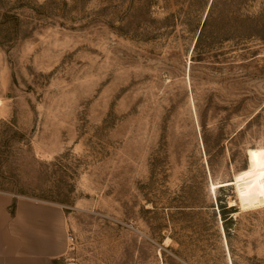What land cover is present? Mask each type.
Masks as SVG:
<instances>
[{
  "label": "rangeland",
  "instance_id": "374dc122",
  "mask_svg": "<svg viewBox=\"0 0 264 264\" xmlns=\"http://www.w3.org/2000/svg\"><path fill=\"white\" fill-rule=\"evenodd\" d=\"M263 169L264 0H0V190L59 264H264Z\"/></svg>",
  "mask_w": 264,
  "mask_h": 264
},
{
  "label": "crops",
  "instance_id": "0c3cea01",
  "mask_svg": "<svg viewBox=\"0 0 264 264\" xmlns=\"http://www.w3.org/2000/svg\"><path fill=\"white\" fill-rule=\"evenodd\" d=\"M68 231L62 204L0 190V264H59Z\"/></svg>",
  "mask_w": 264,
  "mask_h": 264
},
{
  "label": "trees",
  "instance_id": "16d2710c",
  "mask_svg": "<svg viewBox=\"0 0 264 264\" xmlns=\"http://www.w3.org/2000/svg\"><path fill=\"white\" fill-rule=\"evenodd\" d=\"M259 172H264V169H263V170H261V171H259ZM259 172H257V173H259ZM257 173H255L254 175H252V176H251V177H249L248 179H251V178H253L254 176H256V174H257ZM248 179H247V180H248ZM229 185H230V184H229ZM222 186H223V185H222Z\"/></svg>",
  "mask_w": 264,
  "mask_h": 264
},
{
  "label": "built area",
  "instance_id": "2783aa9c",
  "mask_svg": "<svg viewBox=\"0 0 264 264\" xmlns=\"http://www.w3.org/2000/svg\"><path fill=\"white\" fill-rule=\"evenodd\" d=\"M68 235H69V238L71 240L73 238V235L71 233H69Z\"/></svg>",
  "mask_w": 264,
  "mask_h": 264
}]
</instances>
